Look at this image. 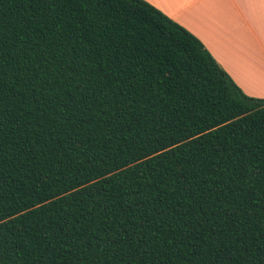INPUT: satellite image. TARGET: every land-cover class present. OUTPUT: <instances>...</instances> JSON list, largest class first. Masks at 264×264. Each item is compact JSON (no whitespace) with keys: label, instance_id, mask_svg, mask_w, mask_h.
<instances>
[{"label":"trees","instance_id":"trees-1","mask_svg":"<svg viewBox=\"0 0 264 264\" xmlns=\"http://www.w3.org/2000/svg\"><path fill=\"white\" fill-rule=\"evenodd\" d=\"M144 3L0 0L11 264H246L264 247V98Z\"/></svg>","mask_w":264,"mask_h":264},{"label":"crops","instance_id":"crops-1","mask_svg":"<svg viewBox=\"0 0 264 264\" xmlns=\"http://www.w3.org/2000/svg\"><path fill=\"white\" fill-rule=\"evenodd\" d=\"M150 4L197 36L247 95L264 98L252 86L256 78L264 83L259 73L264 74V3L151 0Z\"/></svg>","mask_w":264,"mask_h":264},{"label":"snow or ice","instance_id":"snow-or-ice-1","mask_svg":"<svg viewBox=\"0 0 264 264\" xmlns=\"http://www.w3.org/2000/svg\"><path fill=\"white\" fill-rule=\"evenodd\" d=\"M113 3H121L123 2L125 6H146L144 3V0H112ZM151 0H147V3H150ZM261 3H264V0H260ZM243 103H247L249 105H252L254 101L252 99H247L242 101ZM230 111V109H228ZM232 116L234 119L230 120L228 116L224 117V120L227 124H231L234 126L235 119H240V117H237L235 112L232 113ZM219 125V122H218ZM220 127H224V125H219ZM160 148H165L164 145H158ZM261 147L264 148V143L261 144ZM88 179L91 180V177ZM45 203H49L46 199L44 201ZM19 201L15 199V197L10 198V194L6 193L3 190H0V223L7 224V221L4 219V217H8L12 219V213L15 212L17 215L22 216L23 213L20 212V208L18 207ZM35 207H42L40 204H34L33 211ZM249 245L253 244L252 240L248 241ZM256 243H264V232L261 233V237L256 241ZM250 255L247 258L246 264H264V247L260 248H252L250 247L248 249ZM42 256H44L42 264H56V257L61 255L60 250L49 252L48 255H44V253H41ZM11 264V261L8 260L7 250L6 249H0V264ZM225 264H229V262L226 260Z\"/></svg>","mask_w":264,"mask_h":264},{"label":"rangeland","instance_id":"rangeland-1","mask_svg":"<svg viewBox=\"0 0 264 264\" xmlns=\"http://www.w3.org/2000/svg\"><path fill=\"white\" fill-rule=\"evenodd\" d=\"M257 73H258V72H257ZM259 73H260L261 75H264L262 71L259 72ZM255 75H256V74H255ZM261 75H260V76H261ZM256 77H257V76H256ZM254 82H255L256 85H252V86L255 88L256 92H257V93H260V92H261V93H264V83H262V82L260 81L259 78H258V79L256 78Z\"/></svg>","mask_w":264,"mask_h":264}]
</instances>
